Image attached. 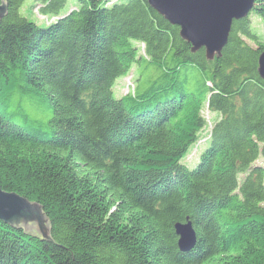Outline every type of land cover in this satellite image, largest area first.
<instances>
[{
    "label": "trees",
    "instance_id": "obj_1",
    "mask_svg": "<svg viewBox=\"0 0 264 264\" xmlns=\"http://www.w3.org/2000/svg\"><path fill=\"white\" fill-rule=\"evenodd\" d=\"M24 1L0 20V188L42 205L51 241L0 220V264H263L264 38L249 15L264 19V0L213 59L147 0H37L57 17L44 26ZM134 64L157 76L115 96ZM205 105L218 118L189 169ZM185 217L196 243L182 252Z\"/></svg>",
    "mask_w": 264,
    "mask_h": 264
},
{
    "label": "water",
    "instance_id": "obj_2",
    "mask_svg": "<svg viewBox=\"0 0 264 264\" xmlns=\"http://www.w3.org/2000/svg\"><path fill=\"white\" fill-rule=\"evenodd\" d=\"M171 25L179 27V36L190 44L191 52L204 48L207 59L220 56L228 40L233 20L250 12L253 0H147ZM7 3L0 0V20L7 15ZM257 71L264 79V51L258 56ZM0 220L16 229H22L51 241V225L43 207L36 201L0 188ZM177 245L182 252L196 243V233L188 218L174 224ZM264 264V263H263Z\"/></svg>",
    "mask_w": 264,
    "mask_h": 264
},
{
    "label": "rangeland",
    "instance_id": "obj_3",
    "mask_svg": "<svg viewBox=\"0 0 264 264\" xmlns=\"http://www.w3.org/2000/svg\"><path fill=\"white\" fill-rule=\"evenodd\" d=\"M37 0H26L21 5L19 12L26 17L29 21H33L40 26H44L45 23L53 21L56 19V16L43 15L40 12V7ZM77 4V0H68L63 7V12L68 11L69 9H74ZM250 26L252 30L259 36L264 38V19L258 17L255 14L249 15ZM139 46V45H138ZM252 46H254L252 44ZM255 47V46H254ZM140 54H144L143 45L140 47ZM258 66V65H257ZM157 76V71L151 67L147 68L145 71L143 65L134 64L132 68L128 71L125 76L117 79L114 85V95L121 97L127 93L133 94L136 89L143 90L148 85H150L151 80ZM120 80V81H119ZM129 90V91H128ZM31 117L40 118L41 115L37 113L34 109H30L28 105L25 107ZM202 117L205 120V126L198 132L197 141L193 144L185 155L180 159V162L184 164L187 168L192 169L198 163V158L200 153L208 147L210 143V131L212 125L218 118V113L209 111L208 107L205 105L201 111ZM254 165H259L263 168L264 173V158L259 157ZM244 175H239V178L242 179ZM264 177V175H263ZM264 180V179H263Z\"/></svg>",
    "mask_w": 264,
    "mask_h": 264
},
{
    "label": "bare ground",
    "instance_id": "obj_4",
    "mask_svg": "<svg viewBox=\"0 0 264 264\" xmlns=\"http://www.w3.org/2000/svg\"><path fill=\"white\" fill-rule=\"evenodd\" d=\"M120 81V80H119ZM113 91H114V88H113ZM185 218H188V217H185ZM176 223H183L182 221H177ZM175 231V230H174ZM193 248V247H192ZM191 248V249H192Z\"/></svg>",
    "mask_w": 264,
    "mask_h": 264
}]
</instances>
